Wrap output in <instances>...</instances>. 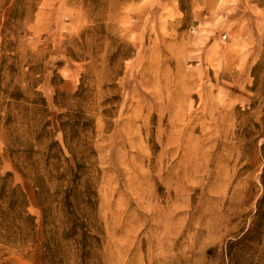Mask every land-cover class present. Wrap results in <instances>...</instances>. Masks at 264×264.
<instances>
[{"label":"rangeland","instance_id":"1","mask_svg":"<svg viewBox=\"0 0 264 264\" xmlns=\"http://www.w3.org/2000/svg\"><path fill=\"white\" fill-rule=\"evenodd\" d=\"M2 187L0 264H264V0H0Z\"/></svg>","mask_w":264,"mask_h":264},{"label":"trees","instance_id":"2","mask_svg":"<svg viewBox=\"0 0 264 264\" xmlns=\"http://www.w3.org/2000/svg\"><path fill=\"white\" fill-rule=\"evenodd\" d=\"M4 196H5V187L0 188V216L4 215L2 212V203L4 201ZM14 204V201L12 202Z\"/></svg>","mask_w":264,"mask_h":264}]
</instances>
